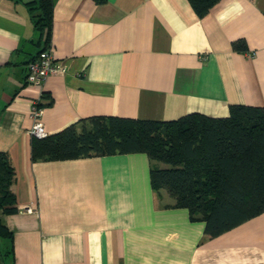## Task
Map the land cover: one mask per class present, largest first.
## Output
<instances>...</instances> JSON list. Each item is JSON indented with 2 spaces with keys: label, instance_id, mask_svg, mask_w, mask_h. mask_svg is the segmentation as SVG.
Wrapping results in <instances>:
<instances>
[{
  "label": "crops",
  "instance_id": "1",
  "mask_svg": "<svg viewBox=\"0 0 264 264\" xmlns=\"http://www.w3.org/2000/svg\"><path fill=\"white\" fill-rule=\"evenodd\" d=\"M0 0V151L16 171L12 264H264V211L211 237L163 191L147 152L34 159L33 107L49 134L84 118L176 120L264 106V0H52L51 41L66 70L40 86L45 48L29 3ZM47 94L48 100L44 97Z\"/></svg>",
  "mask_w": 264,
  "mask_h": 264
},
{
  "label": "trees",
  "instance_id": "2",
  "mask_svg": "<svg viewBox=\"0 0 264 264\" xmlns=\"http://www.w3.org/2000/svg\"><path fill=\"white\" fill-rule=\"evenodd\" d=\"M190 1L203 17L220 0ZM29 5L47 48L53 2L34 0ZM139 151L150 157L155 191L166 189L175 206L187 207L193 219H204L208 236H217L264 211V106L236 104L228 116L192 112L162 121L97 115L33 139L34 159ZM15 180L9 154L0 151V241L3 254L11 261L13 232L3 216L18 211L12 189Z\"/></svg>",
  "mask_w": 264,
  "mask_h": 264
},
{
  "label": "built area",
  "instance_id": "3",
  "mask_svg": "<svg viewBox=\"0 0 264 264\" xmlns=\"http://www.w3.org/2000/svg\"><path fill=\"white\" fill-rule=\"evenodd\" d=\"M27 81L30 84L40 86L46 82L49 76L62 73L66 70L65 65L55 59L53 50L50 46L40 51L27 64ZM43 106L40 101L35 102L33 107L34 123L31 132L35 137H46L49 132L45 124L41 121Z\"/></svg>",
  "mask_w": 264,
  "mask_h": 264
},
{
  "label": "rangeland",
  "instance_id": "4",
  "mask_svg": "<svg viewBox=\"0 0 264 264\" xmlns=\"http://www.w3.org/2000/svg\"><path fill=\"white\" fill-rule=\"evenodd\" d=\"M155 163H156V165H158V166H160V167L165 166V164L162 163V162H155ZM163 191L168 192L166 189H160L159 191H157V196H158V198L164 200V197H163ZM169 195H170V194H169ZM170 196H171V195H170ZM2 249L4 250L5 247H4V245H3V242L0 241V264H12V262H11V258L5 256V254H3V252H2Z\"/></svg>",
  "mask_w": 264,
  "mask_h": 264
}]
</instances>
